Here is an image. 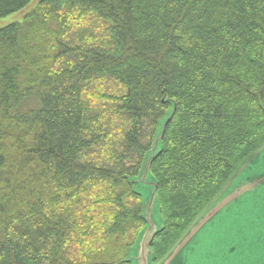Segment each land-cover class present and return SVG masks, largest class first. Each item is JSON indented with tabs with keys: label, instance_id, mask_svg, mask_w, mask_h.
I'll use <instances>...</instances> for the list:
<instances>
[{
	"label": "trees",
	"instance_id": "obj_1",
	"mask_svg": "<svg viewBox=\"0 0 264 264\" xmlns=\"http://www.w3.org/2000/svg\"><path fill=\"white\" fill-rule=\"evenodd\" d=\"M174 105L154 262L264 142V0H39L1 27L0 264H132L130 179Z\"/></svg>",
	"mask_w": 264,
	"mask_h": 264
},
{
	"label": "water",
	"instance_id": "obj_2",
	"mask_svg": "<svg viewBox=\"0 0 264 264\" xmlns=\"http://www.w3.org/2000/svg\"><path fill=\"white\" fill-rule=\"evenodd\" d=\"M176 105L166 117L159 122L157 133L151 149L145 154L138 175L130 182L136 184V193L141 196L145 226L139 232L130 249L129 261L132 264H188L186 253L199 233L208 225L213 224L229 206L248 193H254L264 188V142L248 155L236 168L224 187L208 203L202 212L192 221L168 253L159 261L152 243L165 226L162 217V206L158 197V180L151 172V165L163 150V139L166 126L172 119ZM254 166H262L259 173H253ZM155 213V217H154ZM264 222V213L259 215ZM241 246V245H239ZM261 256L259 264H264V236L260 239Z\"/></svg>",
	"mask_w": 264,
	"mask_h": 264
},
{
	"label": "rangeland",
	"instance_id": "obj_3",
	"mask_svg": "<svg viewBox=\"0 0 264 264\" xmlns=\"http://www.w3.org/2000/svg\"><path fill=\"white\" fill-rule=\"evenodd\" d=\"M39 0H34L22 11L0 17V28L20 21ZM262 166H254L259 173ZM264 188L243 195L232 203L211 225L195 238L186 253L188 264H259L260 239L264 236ZM154 213V217H155ZM241 245V246H239Z\"/></svg>",
	"mask_w": 264,
	"mask_h": 264
}]
</instances>
